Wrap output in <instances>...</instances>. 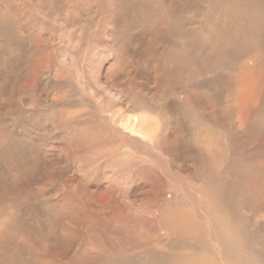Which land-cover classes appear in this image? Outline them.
Instances as JSON below:
<instances>
[{"label":"rangeland","instance_id":"rangeland-1","mask_svg":"<svg viewBox=\"0 0 264 264\" xmlns=\"http://www.w3.org/2000/svg\"><path fill=\"white\" fill-rule=\"evenodd\" d=\"M20 1H27L28 8L37 6L30 0ZM234 1L228 2L234 3L229 14L220 16V9L215 11L220 34L239 11ZM247 3L249 10L257 6L262 12L250 18L244 34L227 30L222 37L194 38V31L187 29L169 59L156 37L151 36L161 47L148 40L150 31L135 25L114 26L115 33L109 36L108 27L98 25L100 14L90 25L86 20L73 27L57 25L59 32L52 34L51 25L43 22L45 13H35L38 25L34 27L25 26V17L18 22L1 20L0 264H110L113 251L130 243L134 247L121 253L115 264H167L165 251L149 247L161 243L154 232L148 233L150 249L134 239L139 227L132 228L128 223L132 212L137 210V220L149 226L155 218L145 216L143 211L149 208L157 212L162 197L167 195L170 205L192 206L194 220L198 221L197 210L205 203L209 179L220 180L217 197L222 198L242 182L241 177L264 174V36L260 35L264 30V0ZM76 15L84 16L81 12ZM23 27L38 30L36 37L41 42L46 35L62 39L38 49L18 47ZM85 29L95 30L90 41V35L80 31ZM229 32L233 46L227 39ZM26 37L24 32L22 41ZM215 38L220 48L216 60L214 52L209 53ZM165 58L172 65L164 64ZM166 66L169 70L162 72ZM49 75L57 81L55 84ZM136 91L140 95L156 94L157 98L176 95L177 99H171L165 108L169 132H173L171 139L176 143L161 140L168 147L159 151L138 133L141 122L137 125L139 118L126 109L124 102ZM189 96L194 106L186 101ZM78 114L82 120L92 118L98 127L106 121L123 135H113L111 128L105 135L106 130L99 129L91 138L94 128L84 132L85 128L77 124ZM152 119L164 125L156 115ZM246 120L247 128L239 134L237 129L245 127ZM207 133L224 140L225 148L229 146L221 161L223 166L217 170L206 165L207 156L195 144L199 135ZM115 158L125 163L122 169L114 165ZM173 192L179 195L176 202ZM258 204L264 207V200ZM234 205L244 209L246 202L236 196ZM105 208L107 212H103ZM214 211L209 213L213 215ZM261 212L259 219L264 218V209ZM123 219H127V230L120 233ZM240 219L249 218L241 213ZM263 234V229L254 231L249 240L262 261L264 250L257 252V243ZM170 242L166 239L164 244ZM194 243H186L183 250L200 252L199 238ZM165 250L173 251L169 246Z\"/></svg>","mask_w":264,"mask_h":264},{"label":"bare ground","instance_id":"bare-ground-1","mask_svg":"<svg viewBox=\"0 0 264 264\" xmlns=\"http://www.w3.org/2000/svg\"><path fill=\"white\" fill-rule=\"evenodd\" d=\"M30 1L36 3L37 6L33 4L31 8H28L27 6L28 4H26L27 1L22 2L20 0H0V22L3 19L8 20V18H12L16 22H18L21 18L24 19L23 17H25L26 22L23 21L25 26L31 25L34 27L36 26V24L38 25V21H36L38 20V18L35 13L41 12L40 13L41 16L45 13V15L42 17L44 20L43 22H45L47 25H51L52 30H50V33L51 32L58 33L60 29L57 27V25L59 27L61 26L73 27V26H78L80 24V21L84 23L85 20H86L85 24L89 23L90 25L91 21H93V19L98 18L100 14V16L102 17L101 19L98 20V25L100 26L101 24H105L106 27H108L107 34L109 36L115 33L114 26H116V29H118L125 25H135L137 28L150 31V37L148 36L149 37L148 40L154 44L158 41L162 45V48L164 49L163 53L167 56L168 59H169V55L172 52H174L175 49L177 48L178 46L177 41L180 43L184 39V37L182 39V36L180 35L182 34L184 35V31L187 29L194 31L193 32L194 38H206V37L217 38V36H219L220 34L221 28L219 23V17L215 16V11L217 13V11H219L220 9L221 11L220 16L225 14V12L229 14V11L231 10L234 4V3L233 4L228 3L230 2V0H226L227 5H225L224 0H30ZM248 1L249 0L234 1L235 4L238 6L239 11L236 12L230 18V20L227 21V27L224 30V33L228 30L231 31L234 35L242 34L245 28L251 24L252 20L250 18L257 11L262 12V9L257 10L258 9L257 6H255L253 10H249L247 3ZM28 3L30 2L28 1ZM76 12H81L83 13L84 16L79 17V15H76ZM262 14L264 15V12ZM247 17L249 21L247 20ZM48 18H51L52 20H46ZM49 21H53V22L49 23ZM230 24L231 26L229 27ZM81 27H84V25L81 24ZM20 29L22 31L18 34L19 37L18 38L19 44H17L18 47L27 45L28 47H33L38 49V47L40 48L46 46L47 43L50 41L51 44H53L54 39H55V43L58 42V40L62 39V36L46 35L47 37L44 39V41L41 42L36 37L38 30L37 31H34V29L26 30L27 28L24 29V27ZM80 31H82V34H85V36L90 35L87 39L90 41V37L92 36L95 30L86 31L85 29V32L83 30ZM24 32L27 33V37H26L27 40L22 41ZM178 33L179 35H174ZM224 33L220 34V37H222ZM14 35L17 36V33H15ZM152 35L156 37V42H154L153 37L151 38ZM171 35H173V37L176 36L177 39L172 38ZM226 35H227V39L231 40L230 32L227 33ZM260 35L264 36V30L260 32ZM216 38L214 39L216 43L213 45V47L211 46L212 48L211 51L209 52V53L214 52L215 60L217 59V57L220 56V54L218 53L220 48ZM155 45L161 47V45H159L158 43ZM231 45L232 46L234 45V39L231 40ZM149 47H153V46H149ZM230 47L231 46H227L226 48H230ZM167 58L164 59L166 60V63L164 64L172 65L170 64L171 62L167 61L168 60ZM25 67L30 68L31 66H29V64H25ZM168 70H169V66H166L162 69V72H167ZM48 79L54 82V84L57 82L55 79H51L50 75ZM170 80L171 79L169 78L168 81L170 82ZM171 91H174V86H172V84H171ZM125 98L126 100L124 102L126 103V109L132 110L133 114L134 113L136 114L135 117L139 118V120L136 118L137 125L139 122H141L139 124L138 133L146 141L152 143L155 149L162 151L165 147H168L164 145L161 142V140L166 139V140H170L171 143L173 144L176 143V141L172 142L171 137L173 134L171 133L173 132H169L171 130L169 128L168 122L166 121L167 119H165V115H166L165 108L168 106L167 104H169L168 102L171 101V99L173 100L175 98L177 99L175 94H173V96L171 97L169 95H163V97L157 98L156 94L140 95V92L136 91L130 96H126ZM186 101L190 105L194 106L192 96L187 97ZM109 108L110 107H106V109L108 110ZM127 112L129 113L130 111ZM102 113L103 112L99 114ZM97 115L98 114H95V116ZM154 115L160 118L161 122H163L164 125L160 126L159 125L160 120L158 121V119L157 121H154V119H152V116ZM63 116H67V115H63ZM173 118L175 119L176 117L173 116ZM77 119H78L77 124L85 128L83 129L84 132L87 133L86 129L92 130V127L94 128L91 138L92 137L94 138L95 136L98 135L99 129H101V131L106 130L105 135H107V131L110 128L112 129V130L110 129L111 131L113 130L115 131L113 132V135L114 134H117V136L123 135V132L119 128L112 125H106V121L105 122L103 121L104 124L102 126L100 125L103 122L100 123L98 127L94 125L92 118L88 117L87 119L82 120L81 115L78 114ZM144 121L146 122L145 124ZM237 122H238V118H237ZM177 123L179 125V122ZM231 123L233 124V122ZM246 123H248L247 120L245 121V127H242V129L247 128ZM254 123L255 122H253V124ZM253 124L251 126H253ZM153 126H155V129H153ZM242 129L238 128L237 132L239 134H242V132L244 131V129L243 130ZM155 130L158 132H156ZM195 144H197L199 149L203 151L207 156L208 161L206 165L211 170L219 169L220 166L223 164L221 161L224 160V158L227 156L228 153L227 149L229 148V146L228 148H225L224 140L219 139V137L214 133H207V134L199 135L195 140ZM113 160L115 163L114 165L116 167L122 169L123 166H125L124 162L117 160L116 158ZM126 165H129V163L126 162ZM216 179L214 178L209 179L206 183L205 203H203V205H201L197 210V214L199 215L198 221L194 220L193 216L195 214H194V208L192 206H190L189 204L183 205V203H175V205H170L171 198H168L167 195H164L163 196L164 199L162 197L160 208L157 210V212H154L149 208L143 211L145 216H152L155 218V222L152 223L151 225L144 226L137 220L138 217L137 215L140 214L137 210L131 213L133 217H131L130 220H128V223L131 224L132 228L136 226L139 227L136 228V231H134L135 232L134 239L140 241L139 245H142L143 247L145 246L146 248L148 247L147 246L148 245L147 239L149 237L148 233L149 231L154 232V235L157 238L161 239V243L149 245V247L151 246L153 249L156 248L165 251L164 253H166L167 255L166 257L167 264H264V261H262L263 260L262 256L257 255V253L255 254L253 252L252 246L249 244V240L251 239L252 232L260 229H263L264 232V218L259 219V216L263 214L261 210L264 209V207H261L258 204L259 202L261 203L264 200V174H249L248 176L245 175L241 177L239 180L242 182L238 184L236 188H233L228 195L222 198L217 197L218 193L221 191V184H220V180H218V178ZM175 196H176L175 197V202H176L177 200H179L178 192L175 194ZM236 196L243 197L244 201L246 202V207L244 209L237 208L234 205ZM118 198H120V196ZM125 199L127 198L125 197ZM135 199L136 201L138 200L137 197H135ZM138 202L142 203V200H139ZM177 205L180 206L176 207ZM245 209H247V211H245ZM210 210H215L213 215L209 213ZM103 212H107V209L105 208ZM127 212L128 211H125L124 213ZM241 213L246 214L249 219L247 221L241 220L240 219ZM123 221L124 222H121V229L119 230L120 233L126 232L127 230L126 227L127 219H123ZM108 224L111 223L108 222ZM198 238H199V243H201L200 252H197V250L194 249H193L194 251H189V252L183 250L186 249L184 248V245H186V243L191 244V246L195 245L194 242ZM166 239L167 240L171 239L169 245L164 244ZM130 244H125V246L124 247L121 246V248L118 247V250L115 249L112 253L113 256L109 260V263L115 264L113 261L119 255H122L121 253L126 254V252L130 251L131 248L134 247L133 246L134 244L133 245ZM168 246L169 249L173 251L171 252L166 251L165 247ZM257 246H258L257 252L260 250H264V234L262 240L257 243ZM188 247L191 249L189 245ZM124 250L125 252H123ZM133 252L134 251L132 250V253ZM106 253L107 252H105V254ZM110 255L111 253H109V256ZM244 258H251V259L245 260Z\"/></svg>","mask_w":264,"mask_h":264}]
</instances>
